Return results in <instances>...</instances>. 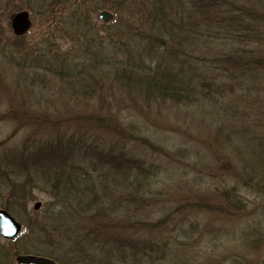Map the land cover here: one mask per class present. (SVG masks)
I'll return each instance as SVG.
<instances>
[{
  "label": "rangeland",
  "instance_id": "374dc122",
  "mask_svg": "<svg viewBox=\"0 0 264 264\" xmlns=\"http://www.w3.org/2000/svg\"><path fill=\"white\" fill-rule=\"evenodd\" d=\"M128 1L134 7L142 3ZM111 5L110 0H46L41 11L33 0H0V40L4 44L0 49V148L31 152V144L41 137L56 139L57 132L51 133L49 127L30 129L17 117L70 121V132L83 128L89 140L100 139L105 149L121 151L157 169L144 193L147 212L128 223L131 230L121 238L147 236L141 231L135 235L139 216L148 222L166 218L163 231L169 233V240L165 238L171 252L159 264H264V71L235 86L227 72L212 70L221 82L213 88L227 91L218 102L201 99L188 105L146 95L140 88L117 81V67L110 61H123L127 55L135 61L156 59L150 43L158 38L157 31L144 10L123 11L119 18ZM183 8L188 20L190 9L187 4ZM22 10L29 12L31 27L25 35L16 36L11 18ZM104 10L114 13V20L103 23L99 14ZM200 44L193 43L191 48L196 66L203 69L198 72L207 75L203 65L209 64L221 45ZM20 47L26 52L18 53ZM250 49L257 52L254 46ZM109 52L114 53L112 58L107 57ZM27 53L41 65H25L21 58L28 62ZM93 57L97 68L89 67L95 80L102 77L99 87L74 90L60 65L69 62L78 70ZM212 78L207 76L208 81ZM222 83L234 88L227 90ZM82 163L92 169V164ZM4 178L8 184L0 185V209L22 224V232L15 240L0 236V254L10 255L8 259L0 255V264L1 260L16 264V257L24 254L48 255L58 264H90L91 257L101 255V247L94 249L86 243V254L68 252L71 244L62 240L60 231L89 241L92 231H98L94 218L103 221L100 226L102 230L105 226L106 235L115 237L127 223L122 222L125 211L118 201L123 189L109 178L95 180L103 212L82 209L70 200L64 205L42 177L7 169ZM29 179L34 182H28L25 197L10 201L9 195L23 192ZM36 202L42 203L39 210L33 208ZM113 224L116 229L107 226Z\"/></svg>",
  "mask_w": 264,
  "mask_h": 264
},
{
  "label": "trees",
  "instance_id": "16d2710c",
  "mask_svg": "<svg viewBox=\"0 0 264 264\" xmlns=\"http://www.w3.org/2000/svg\"><path fill=\"white\" fill-rule=\"evenodd\" d=\"M110 1L113 3L110 8L119 18L123 11L133 14L144 10L150 17L152 28L157 31L158 38H154L150 43V46L155 48L156 59L140 58L135 61L131 55H127L124 56L123 61H110L117 67L118 72L115 74L117 81H124L126 85L140 88L146 95L153 94L161 99L188 105L201 99L218 102L219 98L227 95V91L223 88H213L221 82L212 70L220 69L227 72V75L234 80L235 86H241L248 80L258 78L264 71V0H142V3L136 7L128 0ZM33 2L41 6V11L45 10L46 0H33ZM186 4L191 12L188 20L184 16L183 7ZM17 38L22 40L23 37ZM158 42H161V45H158ZM199 42H202L200 45L208 47L221 45L220 49L216 48V55L210 58L209 64L203 65L208 72L207 75H202L203 69L196 66L194 61L196 54L191 46ZM253 46L257 52L250 49ZM0 49H4L1 40ZM18 49V53L24 51L23 47ZM27 54L30 56L25 57L28 58V62L21 58L25 65L35 64L38 67L41 65L30 55L31 53ZM109 55H112L110 56L112 58L114 53L109 52L107 57ZM102 59L104 58H101V61ZM214 62H219L220 65L215 67ZM68 63L60 65V68L65 69L64 78L71 79L70 86L74 90L84 92L99 87L102 77L95 80L92 68L89 67L91 64V67L97 68L98 62L94 57L90 58L89 64L83 65L78 70L75 65ZM207 76L213 77V80L208 81ZM222 85L225 88H234L229 87L228 84L222 83ZM212 91L217 97L212 95ZM26 118L28 116L23 115L16 119L21 120V123L26 124L30 129L39 126L49 127L52 129L51 133L57 132V137L55 140L41 137L44 139L31 144L30 148H33L31 152L27 149L16 152L2 151L0 148V185L8 184L4 178L7 169H18L19 174L23 176L29 173L45 179V183L55 191V197L60 198L64 205L70 200L72 204L77 202L76 205L82 209L86 206L90 211L100 209V212H103L105 208L100 207L101 201L96 191L95 180L101 178L103 181L108 178L110 181L114 180L121 186V190L123 189L118 201L125 211L122 222L127 223H124L123 229H120L122 233L116 235L119 237L106 235L105 226L104 230L100 226L103 221L100 222L97 218H94L93 222L98 225V231H92L93 236L89 241L74 238L77 234L70 236L63 228L64 231H60L63 232L62 240L71 244L67 251H72L76 255L86 254L84 248L86 243L94 249L101 247V255L98 258L91 257L88 260L90 264H95L93 261H97L96 264H116V260L125 264H159L167 260L171 250L167 241L169 239L166 237L169 233L166 235L163 231L165 228L163 222L166 218L157 222H148L142 221L139 216L134 226L135 235H138L137 231H141L147 236L144 239L120 237L124 236L123 232H130L131 225L128 223L134 221L139 213L147 212L145 209L148 201L144 193L150 187V178L157 174L156 167L146 166L144 160L128 158L121 151L105 149L100 139L89 140L82 132L83 128L78 127V133L70 132V121L63 123L57 117L39 121L36 119L26 121ZM120 137L124 135L120 134ZM82 162L92 164V169L88 170ZM20 164L22 167L19 166ZM98 171L99 173H96ZM94 173L98 174L95 180H93ZM28 182L34 180H27L23 192L14 191L12 196L9 195V200L15 203L23 199ZM6 209L11 210L9 207ZM96 213L93 214L94 217ZM107 226L116 229L114 224ZM1 253L4 259L10 257L7 253ZM42 256L48 257V255ZM52 260L58 264L57 259V261ZM1 261L3 264H8V261Z\"/></svg>",
  "mask_w": 264,
  "mask_h": 264
},
{
  "label": "water",
  "instance_id": "95a60500",
  "mask_svg": "<svg viewBox=\"0 0 264 264\" xmlns=\"http://www.w3.org/2000/svg\"><path fill=\"white\" fill-rule=\"evenodd\" d=\"M114 14L108 10L101 11L99 19L103 23L114 20ZM11 27L16 36H23L31 27L28 11L22 10L13 14ZM41 202H36L34 210H39ZM22 231V224L5 209H0V236L6 240H14ZM16 264H55L51 259L37 255H20L16 257Z\"/></svg>",
  "mask_w": 264,
  "mask_h": 264
}]
</instances>
